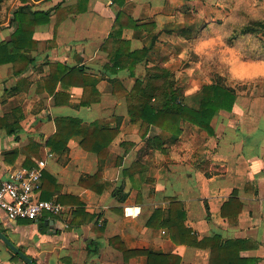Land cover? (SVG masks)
I'll return each instance as SVG.
<instances>
[{
  "label": "crops",
  "instance_id": "0c3cea01",
  "mask_svg": "<svg viewBox=\"0 0 264 264\" xmlns=\"http://www.w3.org/2000/svg\"><path fill=\"white\" fill-rule=\"evenodd\" d=\"M122 1L33 0L34 9L52 10L50 22L34 29L37 47L17 50L34 62L19 73L13 62L0 63V182L21 168L42 167L53 178L44 177L43 194L65 209L62 216L37 221L5 219L0 230L36 264H148L145 255L126 262L111 243L116 237L130 250L177 254L182 264H210V246L176 243L169 228L148 226L154 211H168V199L174 198L183 203L185 224L199 240H241L240 256L264 264V95L237 94L232 111L214 115L213 135L187 121L179 136L132 121L127 98L115 93L114 84L132 89L149 56L131 69H115L107 50L117 46L109 40L119 13L137 25L125 27L118 38L133 52L148 48L145 39L150 34L156 38L164 32L163 25L173 18L170 10L195 0ZM18 6L0 23V44L11 41L16 29L11 18ZM58 63L64 65V75L53 80ZM77 68H83L88 85L101 94L99 101L90 99L84 105L85 89L63 80ZM185 102L197 108L186 96ZM57 117L77 118L83 124L101 120L102 127L117 130L106 159L84 149L79 135L71 137L63 151L52 148L48 140L57 132ZM154 137L163 141L165 151L149 144ZM98 174L93 187L81 184ZM235 190L241 207L236 218V209L229 208L230 218L222 208ZM68 197L79 198L90 217L72 224L77 206ZM0 264L27 262L0 238Z\"/></svg>",
  "mask_w": 264,
  "mask_h": 264
},
{
  "label": "trees",
  "instance_id": "16d2710c",
  "mask_svg": "<svg viewBox=\"0 0 264 264\" xmlns=\"http://www.w3.org/2000/svg\"><path fill=\"white\" fill-rule=\"evenodd\" d=\"M20 5L13 11L11 23L16 25V29L12 34L11 41L0 44V63L13 62L16 72H21L34 62V59H28L24 55L17 53V50L34 49L37 47V41L33 38L34 29L37 25L47 24L50 22L52 10H38L34 9L33 0H18ZM116 2H123L122 0H114ZM8 0H0V23H2V9L3 5ZM5 6V5H4ZM58 9V8H57ZM84 8H80L83 10ZM137 27L132 17L120 12L116 23L110 34V43L115 41L117 46L115 50H107L109 52L110 60L114 64L115 69L128 67L133 68L139 61L146 59L150 48H143L141 50L131 51L129 44L124 40H120L122 31L125 27ZM233 31L230 36V41L235 42L246 36L258 37L260 34L264 35V20L260 18L251 19L249 22H242L232 25ZM120 38V39H118ZM10 47L16 50L11 51ZM104 49H107L104 47ZM260 54H264V46L257 50ZM121 60H123L121 62ZM129 62V63H128ZM24 63V67H17V64ZM128 63V64H127ZM18 68V69H17ZM57 71L53 74V80H57L63 74L65 67L63 64L56 65ZM107 68L112 67L108 64ZM113 69V68H112ZM113 69V70H115ZM64 75V74H63ZM169 73L164 70L161 74L153 75L148 81L138 79L134 87L130 90L121 88L119 84H114L115 93L122 94L127 98L128 110L132 121H142L144 127L154 125L164 129L175 136L182 133V122H190L204 130L210 135L214 134V129L211 126L214 115L220 110L232 111L236 103V96L233 89L225 86L222 83L214 82L203 87V98L200 101L199 107H191L186 104L185 96L179 92L169 78ZM64 81H69L73 85L83 87L88 93L84 99V105L90 104L93 101H99L101 94L95 86H89L84 76L83 68H77L65 73ZM163 80V82L161 81ZM120 86V92L118 87ZM93 95L91 98L89 96ZM92 99V100H90ZM57 125L56 134L48 140V144L52 148L63 151L67 148L68 140L74 135L82 136L81 145L84 149L98 154L100 160L104 161L109 152V145L117 137L118 131L111 130L107 127H102L103 121L96 120L92 124H83L77 118H55ZM149 144L157 149L165 151L163 141L158 138H149ZM52 178L48 174L44 177ZM99 174L88 177V179L81 180V184L92 186L93 182L99 179ZM53 179V178H52ZM43 183V180H42ZM93 187V186H92ZM101 192L102 188L94 187ZM42 184L43 199L48 200L45 196ZM73 198L74 204L77 206V212L72 224H76L78 219L83 216H89L86 213L84 203L76 197ZM63 202V197L60 198ZM170 208L168 211L156 209L149 218L148 226L150 227H167L171 232V237L176 243L186 244L195 247H211L210 264H258L259 259L244 258L240 256L243 249L241 240L227 241L221 244V238L215 236L213 238H205L202 241L198 239L197 235L191 228L185 224L186 211L183 203L169 198ZM64 203V202H63ZM237 199V191L235 190L230 200L224 204L222 212L224 216L227 210L236 209L234 211V218L240 211L241 205ZM111 243L120 251H122L126 262L134 256L145 255L148 258V264H182V259L177 254L159 253L150 250H130L120 238L111 239ZM94 245V243L92 244ZM90 246V249L92 247ZM96 251V250H92Z\"/></svg>",
  "mask_w": 264,
  "mask_h": 264
},
{
  "label": "rangeland",
  "instance_id": "374dc122",
  "mask_svg": "<svg viewBox=\"0 0 264 264\" xmlns=\"http://www.w3.org/2000/svg\"><path fill=\"white\" fill-rule=\"evenodd\" d=\"M18 4V0H8L2 9V20ZM170 15L173 18L162 24L164 32L156 38L152 33L145 39L153 50L150 48L152 52L149 50L146 56L149 60L144 59L139 70L140 80L146 82L165 70L175 88L197 107L203 98V87L217 81L239 96L264 95V75L237 76L233 71L242 65H264V54L257 51L264 46V35L230 41L232 25L256 18L264 20V0H195L170 10ZM151 64L157 65L150 67Z\"/></svg>",
  "mask_w": 264,
  "mask_h": 264
},
{
  "label": "built area",
  "instance_id": "2783aa9c",
  "mask_svg": "<svg viewBox=\"0 0 264 264\" xmlns=\"http://www.w3.org/2000/svg\"><path fill=\"white\" fill-rule=\"evenodd\" d=\"M42 167L21 168L0 182V221H37L62 216L65 207L55 199H43Z\"/></svg>",
  "mask_w": 264,
  "mask_h": 264
},
{
  "label": "clouds",
  "instance_id": "9594fccd",
  "mask_svg": "<svg viewBox=\"0 0 264 264\" xmlns=\"http://www.w3.org/2000/svg\"><path fill=\"white\" fill-rule=\"evenodd\" d=\"M233 71L237 76L264 75V65H242Z\"/></svg>",
  "mask_w": 264,
  "mask_h": 264
},
{
  "label": "water",
  "instance_id": "95a60500",
  "mask_svg": "<svg viewBox=\"0 0 264 264\" xmlns=\"http://www.w3.org/2000/svg\"><path fill=\"white\" fill-rule=\"evenodd\" d=\"M0 238L10 247L12 248L19 256H21L27 264H36L34 260L29 257L27 254H25L23 251H21L18 247H16L10 239L0 230Z\"/></svg>",
  "mask_w": 264,
  "mask_h": 264
}]
</instances>
